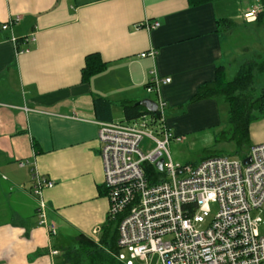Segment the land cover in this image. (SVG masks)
<instances>
[{
    "label": "crops",
    "instance_id": "obj_1",
    "mask_svg": "<svg viewBox=\"0 0 264 264\" xmlns=\"http://www.w3.org/2000/svg\"><path fill=\"white\" fill-rule=\"evenodd\" d=\"M252 1L0 0V264H60L61 248L75 245L77 235L99 240L109 201L98 122L124 121L122 101L154 100L145 89L151 71L170 77L160 95L175 134L221 125L217 99L187 102L223 65L217 21L251 26L254 20L243 14L258 4L252 7ZM15 16L18 21L3 30ZM154 20L157 28L141 26ZM12 36L22 40L18 49L28 51L17 52ZM29 36L34 40L25 41ZM149 50L153 58L140 56ZM92 53L106 67L82 81L85 56ZM96 97L109 102L111 120L102 117L105 107L95 108ZM249 139L264 143V116L250 123ZM33 166L53 182L42 188L52 235L36 215Z\"/></svg>",
    "mask_w": 264,
    "mask_h": 264
},
{
    "label": "built area",
    "instance_id": "obj_2",
    "mask_svg": "<svg viewBox=\"0 0 264 264\" xmlns=\"http://www.w3.org/2000/svg\"><path fill=\"white\" fill-rule=\"evenodd\" d=\"M261 10L258 3L243 17L255 20ZM18 19L9 18L1 28L8 29ZM141 26L154 29L159 21H145ZM11 41L16 46L17 38L12 36ZM24 51L28 49L17 46V52ZM140 56L153 58L155 51ZM151 74L145 89L156 96L154 112L129 121L98 122L108 217L118 219L115 258L123 264H135V260L150 264L154 254L156 264H264V234L258 228L262 218L252 214L264 204V143L249 148L246 164L243 159L220 155L197 163L174 162L168 146L171 140L182 142L183 137L169 127L167 103L160 95V85L170 82V77ZM160 159L161 169L156 166ZM146 162L160 171L154 183L146 177ZM31 180L38 222L52 235L56 229L46 220L42 188L53 182L34 166ZM211 204L217 205L213 215Z\"/></svg>",
    "mask_w": 264,
    "mask_h": 264
},
{
    "label": "trees",
    "instance_id": "obj_3",
    "mask_svg": "<svg viewBox=\"0 0 264 264\" xmlns=\"http://www.w3.org/2000/svg\"><path fill=\"white\" fill-rule=\"evenodd\" d=\"M188 1L190 5H198L209 0ZM258 1L262 10L257 13L252 25L264 28V0ZM217 22L219 30L225 32L239 25L236 21L226 18H221ZM21 41V39H17L16 46ZM235 64L236 69L230 77L227 73L228 66L217 67L214 79L201 83L188 99L187 104L212 98L220 99L225 103L227 105V128L221 131V135L225 141L234 144V152L241 155L240 159H244L252 146L249 139V125L264 116V83L259 90L255 87L256 75L264 73V51H252L236 60ZM105 67L106 62L97 53L86 55L81 71V80H89L91 76L103 71ZM94 106L97 110L100 107H105L106 114L102 117L111 120L108 101L102 97H96ZM121 107L126 121L133 120L147 112L135 101H122ZM209 156L214 155H207L204 158ZM144 168L149 182H156L160 171L148 162L144 163ZM117 226L118 219L108 217L103 226L102 235L97 242L83 234L77 235L75 245L61 248L60 264H123L113 255L118 252Z\"/></svg>",
    "mask_w": 264,
    "mask_h": 264
},
{
    "label": "rangeland",
    "instance_id": "obj_4",
    "mask_svg": "<svg viewBox=\"0 0 264 264\" xmlns=\"http://www.w3.org/2000/svg\"><path fill=\"white\" fill-rule=\"evenodd\" d=\"M259 3L255 0L252 1V7ZM240 25L233 31V33H222V46H223V65L228 66V77L232 76L236 64L235 61L248 55L252 51H264V28L251 26H243L240 19H235ZM264 83V73L257 74L255 77V87L259 90ZM12 98L15 97L16 86L10 85ZM154 99V96H151ZM218 102V116L221 120V125L208 126L203 129H199L194 132H188L184 134L183 141L180 143L171 140L168 146L169 154L174 162L179 163H197L207 155H220L240 158L241 155L234 152V144L227 142L221 135V131L227 128V105L220 99ZM185 107V106H184ZM178 111L181 108H177ZM171 109L166 107V113H170ZM120 116H115L119 119ZM217 211V205L211 204V214H215ZM253 215L259 214L262 218V222L259 224L260 233L264 234V204L257 211L252 213ZM150 264L157 263V255L154 254L150 257ZM135 264H145L142 261L135 260Z\"/></svg>",
    "mask_w": 264,
    "mask_h": 264
},
{
    "label": "water",
    "instance_id": "obj_5",
    "mask_svg": "<svg viewBox=\"0 0 264 264\" xmlns=\"http://www.w3.org/2000/svg\"><path fill=\"white\" fill-rule=\"evenodd\" d=\"M138 104L143 106L147 111L154 112L156 110V103L149 98L141 100L140 102H138ZM242 161L244 164H246L247 162H249V157L244 158ZM156 166L159 169L162 168V159L156 162Z\"/></svg>",
    "mask_w": 264,
    "mask_h": 264
}]
</instances>
